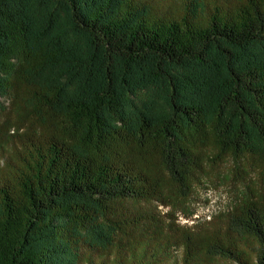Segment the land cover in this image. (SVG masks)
Wrapping results in <instances>:
<instances>
[{
  "label": "trees",
  "instance_id": "16d2710c",
  "mask_svg": "<svg viewBox=\"0 0 264 264\" xmlns=\"http://www.w3.org/2000/svg\"><path fill=\"white\" fill-rule=\"evenodd\" d=\"M0 98V264H264L263 203L151 216L206 155L264 175V0H0Z\"/></svg>",
  "mask_w": 264,
  "mask_h": 264
},
{
  "label": "rangeland",
  "instance_id": "374dc122",
  "mask_svg": "<svg viewBox=\"0 0 264 264\" xmlns=\"http://www.w3.org/2000/svg\"><path fill=\"white\" fill-rule=\"evenodd\" d=\"M8 107L9 101L0 98L2 124L3 113ZM3 132L6 136L11 134L6 129ZM206 157L194 177L192 193L187 198L180 197L174 188L168 187L165 188L167 198L163 203H153L155 210L153 207L151 216L158 220L155 224L165 231H175L176 235L182 231L209 232L245 202L264 204V175L253 163L244 160L235 164L229 157L220 161ZM181 252L180 248L171 247L170 253L177 264H181ZM211 264L229 263L218 261Z\"/></svg>",
  "mask_w": 264,
  "mask_h": 264
}]
</instances>
